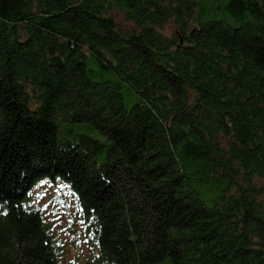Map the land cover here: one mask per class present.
I'll return each instance as SVG.
<instances>
[{"label":"trees","instance_id":"obj_1","mask_svg":"<svg viewBox=\"0 0 264 264\" xmlns=\"http://www.w3.org/2000/svg\"><path fill=\"white\" fill-rule=\"evenodd\" d=\"M0 264H264V0H0Z\"/></svg>","mask_w":264,"mask_h":264},{"label":"rangeland","instance_id":"obj_2","mask_svg":"<svg viewBox=\"0 0 264 264\" xmlns=\"http://www.w3.org/2000/svg\"><path fill=\"white\" fill-rule=\"evenodd\" d=\"M165 33L171 34L169 27L165 30ZM79 132L87 133L88 131L80 130ZM90 134L104 140L101 134H96L95 132ZM69 137L71 138L72 136L70 135ZM34 194L36 199L34 204L42 208L44 215L50 222L60 227L59 233L62 234L61 236L65 243H80L82 249L86 251L87 242L84 240L83 227L81 223L76 221L74 204L62 184L57 185V188L44 184Z\"/></svg>","mask_w":264,"mask_h":264}]
</instances>
